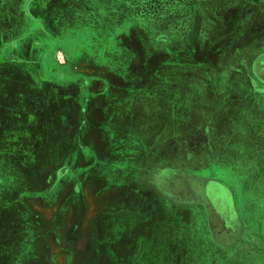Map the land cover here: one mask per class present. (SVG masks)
Returning a JSON list of instances; mask_svg holds the SVG:
<instances>
[{"label": "rangeland", "instance_id": "rangeland-1", "mask_svg": "<svg viewBox=\"0 0 264 264\" xmlns=\"http://www.w3.org/2000/svg\"><path fill=\"white\" fill-rule=\"evenodd\" d=\"M90 1L91 11H108L91 14V19L106 21L105 17L115 16V20L107 18L112 28L104 31L99 45L107 50V58L91 69L97 78V72L103 71L100 79L105 80V89L119 86L120 80L127 81V89L124 83L122 93L119 90L112 94L123 108L118 109L121 105L116 104L117 117L111 121V128L120 134L119 123L124 122V131L130 133L128 138L133 142L127 141V150L136 151L139 157L125 158L123 167L129 176L126 189H113L105 195L103 188H97L95 194L101 196L100 200L91 206H79L78 212L72 205H46L45 199L50 201L58 179L64 178L63 184L79 180L84 173L82 162L90 159L82 151L79 154L78 142L61 141L60 136L64 133L68 137L70 130L58 114L63 109L58 110L55 102L49 101L52 121L42 129L41 139L45 141L33 140L30 159L20 166L0 153V264H169L163 251L169 250L173 259L174 248L185 249L187 239L202 232L198 218L187 214L190 217L186 221L178 217L177 224H165L156 211L144 222L143 216H130L129 221L118 214L126 217L129 212L133 214L132 210L119 204L105 205L109 197L132 201L138 177L152 178L155 170L140 171L142 164L149 163L163 169L155 171L154 180L161 173L159 180L167 177L168 184L181 185L175 192L163 186V191L175 194L177 201L203 200L204 185L200 180L208 173L222 180L228 186V195L231 190L235 193L244 219L242 233L244 236V231L249 232V237L238 240L236 236L238 241L234 243L229 239L233 236L220 234L209 206L212 234L220 241L228 239L229 244H240L244 248L237 250L241 251L237 255L241 260L264 264V95L257 93L264 92V0H143L149 4L138 12L126 8L120 0H0V47L2 41L15 45V55L3 54L0 66L9 67L10 73L14 69H32L33 100L39 93L35 88L39 79L35 80L34 75L42 56L43 69L49 77L56 70L70 78L75 67L69 61L73 56L72 23L81 20ZM127 1L134 5L137 0ZM169 2L170 6L175 4L177 13H152L157 6ZM87 17L82 20L89 21ZM170 36L177 40L163 45ZM24 46L27 50L30 46L31 64L20 61ZM12 79L9 91L14 90ZM29 105L17 98L15 126L17 122L18 128H26L24 116L32 112L36 125H31L30 130L40 135V118L36 120L39 111ZM6 114L1 112L0 116L8 121ZM127 114L131 120H127ZM127 121L130 123L125 126ZM47 140V154L43 155L52 156L58 151L56 160L63 158L66 164H72V175L62 177L56 173L52 159L43 158L41 163L40 153ZM96 145L93 142L92 146ZM27 167H31L27 174H21ZM184 179L183 184H177ZM45 181L52 182L49 190L40 189ZM145 184L140 190L149 192ZM66 191L60 198L70 200L77 195ZM152 193V201L140 202L142 212L164 205L180 214V210H199L195 206L192 210L188 203L176 208L174 198ZM254 217L255 222H248ZM160 238H167L168 245L165 239L163 245ZM138 242L139 252L128 251ZM158 244L164 247L158 249ZM237 252L220 256L223 264H241L238 258L233 261ZM191 254V261L203 260L201 254ZM206 259L216 263L209 256Z\"/></svg>", "mask_w": 264, "mask_h": 264}, {"label": "crops", "instance_id": "crops-1", "mask_svg": "<svg viewBox=\"0 0 264 264\" xmlns=\"http://www.w3.org/2000/svg\"><path fill=\"white\" fill-rule=\"evenodd\" d=\"M208 0H199L198 2H204ZM121 4H126V8H141L143 11V7L145 4H149V2L146 3V1H140L137 0L134 2V5L132 3L128 4L127 0H120ZM104 5L106 3L104 2ZM156 10L152 12L153 14H158V13H165L169 14L175 11L177 13V8L175 4L173 3L172 6H170V2L167 5H161L157 6ZM175 9H174V8ZM107 8V7H106ZM103 12H108L107 10L103 11L101 8L91 11V1L90 5L87 7V10L83 11V16L81 15V20H77V22L72 23V39L71 40V45H72V52L73 56L69 59V61L72 63L73 69L70 71V78L68 76H65L64 73L58 74V71L52 70L50 77L48 74L45 72L46 70L43 69V61L44 59L41 57L39 61V69L37 73H35L34 78L39 79L37 88L39 90V93L37 95L35 94L34 100H33V94H32V89L34 87L32 86V79H33V72L32 69H20L18 72L17 70H13L10 73L9 67L5 66H0V113L6 112V116L8 121H5L1 116H0V153H4V155L9 159L13 160L14 163H17V165H24L26 162L25 160H29L31 157V152H32V143L33 140H44L41 139L42 136V129L43 127H46L51 123L52 120L49 118V108H52V105H48V102H55L54 107H56L58 110H62L63 113L58 111V114H60V118L63 121L64 126H67L68 130H70V134L68 137L64 136V133L60 136L61 141H70L72 143L78 142L76 146L78 145V151L79 154L83 153L85 157L90 156V159L88 161L82 162V167L84 168V173L82 175H79V180L69 183L64 182V178L62 180L57 181V183L54 186V190L52 191L50 195V201L48 199H45L46 205H60V206H76L77 207V212H78V207L79 206H91V204H94L96 201H99V197H101L98 194V197L95 194V189L98 188H103V193L106 195L108 193L111 194V191L113 189L120 188L121 191L127 188L128 185V170L125 172L126 167L124 166L125 158L128 159H138L139 155L136 151H130L127 150V141H130V143H133L129 138L128 135L130 134L129 132L124 131L123 127V121L119 123V131L120 134H117L114 132V129L112 130L111 126V121H115L116 119V114H117V106L116 104H120L117 101H114V96L112 94L116 95L117 91H121L122 89L127 87L126 82L127 81H119L120 84L119 86H111L110 88L102 87L103 84L105 85V80L104 82L100 79V74L103 71L97 72L99 74V77H95L97 75L95 71L91 69V67L96 66V62L102 59L107 58L106 49H101L100 48V43L104 40L101 38V35L104 34L106 30L111 29V25L107 21V18L110 17L112 20H115V16H108L105 17L106 21L103 19L93 18L91 19V14H98V13H103ZM88 16V17H87ZM85 17L89 18V21H83L82 18L84 19ZM117 20V19H116ZM100 22H106V23H100ZM103 30V32L101 31ZM77 33V34H76ZM78 35L77 38L74 35ZM177 38H172L171 36L165 40H163V45L168 44L167 42L170 40H173ZM183 39V38H182ZM187 39V38H185ZM159 43V42H158ZM140 44V43H139ZM170 44V42H169ZM168 44V45H169ZM15 45H10L7 44L6 42L2 41V47H0V59L3 57V54H11L15 55ZM23 49V59L20 61L23 63L30 62L32 60L31 56V49L29 46V50ZM15 60V56L14 59ZM15 62V61H14ZM122 75H120L121 77ZM58 77V78H57ZM118 77V76H116ZM115 77V78H116ZM12 79V86H14V90L9 91L10 87V79ZM119 78V77H118ZM121 79V78H120ZM123 88H120L124 85ZM29 86V87H28ZM32 88V89H31ZM127 89V88H125ZM11 93V94H10ZM111 96L109 97V95ZM264 95V93H260ZM50 95V98H49ZM17 98H22L23 101L28 102L31 106H34L39 111L38 118L36 119L37 122L39 120V126H40V135H37V132L31 129V125H36V123H33V118H32V112L27 111V115L24 116L25 119H27V125L26 128L21 129L22 126L18 128V123L16 122L15 126V120H16V103H17ZM46 99V102H45ZM50 99V100H49ZM107 101V104H106ZM122 109V103L120 104ZM25 110V108H23ZM31 110V109H30ZM76 110V111H75ZM20 111V110H18ZM75 111V113H74ZM10 112L13 114L10 115ZM110 113V116H108ZM121 114V113H120ZM15 115V116H14ZM37 116V115H36ZM127 120H131L129 117V114L126 116ZM29 121V122H28ZM128 123L130 121L126 122L125 126H128ZM24 124V123H23ZM2 128V129H1ZM58 133V132H57ZM65 139V140H63ZM45 141V140H44ZM47 142H45V149H43V153L41 152V163L43 158L46 159H52L51 162H55V172L59 173V175H62V177H68L72 175L73 173V165L72 164H66L65 160L63 161V158L61 160H56L58 151H56L55 155L52 156H44L43 154L46 153L47 150ZM97 143L96 146H92V144ZM85 143V144H84ZM102 143V144H100ZM81 148V149H80ZM133 149V148H131ZM158 152V149L155 151V153ZM47 154V153H46ZM136 161V160H135ZM31 162H29L30 165ZM76 163V162H75ZM78 166H81L79 163ZM143 166V168H142ZM141 170L144 172V168L148 170L147 168H150L149 170L158 171L163 170L159 169L156 165H151L149 164H142ZM31 167L23 168L25 169L24 171H20L21 174H27L28 170ZM129 168V167H127ZM153 175L151 173L150 177L151 180H147L146 177L140 178L138 177L137 180V185H136V191L133 197L132 201L128 200H121L118 201L115 198H107L108 201L106 202V206L108 207H114L119 205H124L129 209V211L132 210L131 214H127L125 217L121 212L118 214L119 217L122 219L127 218V220L130 221V216L132 217H138V216H143L142 221L144 222V218L149 216L153 217L155 216L156 211L158 212L157 214L160 216L163 222L165 224L171 223L177 224L179 219L178 217H181L182 220L186 221L190 215L197 219L198 221H201V233H195L197 236L196 238H190L187 239V247L180 251V246L179 248H174V253L176 254V257L173 259L170 258L169 250L163 251L164 253V258L168 256V263L169 264H180V261H184V264H213L211 260L207 261L206 257L209 256L211 259L213 258L216 263L215 264H223L225 254L227 253H235L237 252L238 249L243 250L244 248L241 247L240 244L234 245V244H229L227 241L228 239H221L219 240L218 236H214L212 234V219L210 216V204L206 202V200H180L177 201L173 196V194H169L168 192H164V188L167 187L168 191L170 190L169 186L172 187L173 191L175 192V189H178L181 185H170L167 182V177L160 179L162 174H158L160 177L157 179H153ZM159 171V172H160ZM18 172V171H17ZM19 173V174H20ZM156 173V174H157ZM157 175V176H158ZM145 179V180H144ZM201 183L204 185V187L208 184L209 181L214 182V183H220L221 185L225 186L228 188L227 185L220 179H218L215 174L208 173V177H205ZM56 182V181H55ZM145 184V186L148 189L149 192H143L140 190V187H142V184ZM185 182L184 180L179 181L177 184H183ZM52 185V182L49 183V181H45L41 183L40 189L41 188H46L49 190L50 186ZM119 185V186H118ZM166 186L163 188V186ZM67 189L66 192L69 194L71 192L77 193V195L72 196L70 200L60 198L61 194ZM171 189V190H172ZM231 190V189H230ZM62 191V193H60ZM97 192V191H96ZM152 192H158L160 195L163 197H172L175 199V204L177 205L176 208H180L182 205L189 204L190 207L195 206L199 210L196 212H184L183 210H180L183 212V214H180L179 210L174 209V212H171V209H167L166 206H156V210L154 208H150L151 211L147 212H142L140 202L142 203L143 199L145 200H151L153 197ZM233 199H234V206L235 210L237 212V215L239 217V222L236 225L235 229L233 227L226 225V223L222 222V220H218L216 217V222L219 224V229H220V234L226 233L227 235H231L233 237H230L229 239L234 241H238L240 238L245 239V237H249V232L244 231V236L242 233V223L244 221L243 216L239 213L238 206L239 202L235 198V193L231 190ZM100 193V192H98ZM240 197V195H239ZM44 198L41 197V200ZM189 199V198H188ZM97 203V202H96ZM131 203V204H130ZM182 203V204H181ZM129 206H131L129 208ZM210 206V207H209ZM158 208V209H157ZM112 209V208H111ZM147 210V209H144ZM135 212V213H134ZM187 214H190L189 217ZM117 218L116 216H114ZM135 217V218H136ZM259 218V217H258ZM159 219V218H158ZM202 219V220H201ZM181 220V221H182ZM257 219L254 217L251 220L248 219V222H255ZM259 220V219H258ZM264 220V219H263ZM114 222L118 220H112ZM142 222V223H143ZM120 223V221H119ZM165 231V230H164ZM249 231V230H248ZM254 232L255 230L252 229ZM219 234V236H220ZM238 237L235 239V237ZM205 237V238H204ZM177 238V237H176ZM162 239L161 242H163L164 245V239L167 242L168 245V240L167 238H160ZM159 239V240H160ZM205 240V242H204ZM140 241V239H139ZM195 243V244H194ZM163 245L159 244L158 249L164 247ZM179 245V244H178ZM233 245V246H232ZM176 246V245H175ZM141 245L136 244L134 246V249L131 248L128 251L133 252L139 250ZM235 248V250H234ZM139 252V251H137ZM167 252V253H165ZM241 251H238L235 256V259L233 260L234 262L239 259L241 264H250V261H247L246 258H242L241 260V255L240 257L237 256L240 254ZM245 251H243L244 253ZM182 253L186 256H181ZM201 254V259L202 261H191L192 256L190 257L189 254ZM242 253V254H243ZM249 253V251H248ZM191 254V255H192ZM206 255V256H204ZM224 258H220L222 256ZM205 258V259H204ZM221 259V260H220ZM213 261V262H215ZM243 262V263H242ZM253 264V263H252Z\"/></svg>", "mask_w": 264, "mask_h": 264}, {"label": "flooded vegetation", "instance_id": "flooded-vegetation-1", "mask_svg": "<svg viewBox=\"0 0 264 264\" xmlns=\"http://www.w3.org/2000/svg\"><path fill=\"white\" fill-rule=\"evenodd\" d=\"M124 1V0H123ZM144 8V7H143ZM135 9V10H132ZM132 11H139L141 8H136L132 6ZM264 60V59H263ZM255 84H253L252 89H254ZM257 93H264L259 91ZM137 185V181H136ZM228 188L221 185L220 183H214L209 181L208 184L204 187V195L207 202L212 206V209L215 213V216L218 220L226 223L235 229L238 224L239 217L235 210L233 195H228Z\"/></svg>", "mask_w": 264, "mask_h": 264}]
</instances>
